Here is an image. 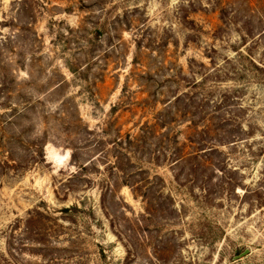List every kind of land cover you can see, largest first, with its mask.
I'll list each match as a JSON object with an SVG mask.
<instances>
[{"label":"rangeland","instance_id":"rangeland-1","mask_svg":"<svg viewBox=\"0 0 264 264\" xmlns=\"http://www.w3.org/2000/svg\"><path fill=\"white\" fill-rule=\"evenodd\" d=\"M0 264H264V0H0Z\"/></svg>","mask_w":264,"mask_h":264},{"label":"water","instance_id":"water-1","mask_svg":"<svg viewBox=\"0 0 264 264\" xmlns=\"http://www.w3.org/2000/svg\"><path fill=\"white\" fill-rule=\"evenodd\" d=\"M249 253H250V249H249V248H246V249H245L244 251H242L241 253L235 255V256L233 257V260H238V259H240V258L246 256V255L249 254Z\"/></svg>","mask_w":264,"mask_h":264},{"label":"trees","instance_id":"trees-1","mask_svg":"<svg viewBox=\"0 0 264 264\" xmlns=\"http://www.w3.org/2000/svg\"><path fill=\"white\" fill-rule=\"evenodd\" d=\"M31 221V220H30Z\"/></svg>","mask_w":264,"mask_h":264}]
</instances>
